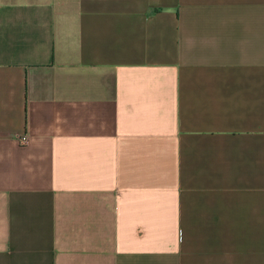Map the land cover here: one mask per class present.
Listing matches in <instances>:
<instances>
[{
    "label": "crops",
    "instance_id": "0c3cea01",
    "mask_svg": "<svg viewBox=\"0 0 264 264\" xmlns=\"http://www.w3.org/2000/svg\"><path fill=\"white\" fill-rule=\"evenodd\" d=\"M0 264H264V0H0Z\"/></svg>",
    "mask_w": 264,
    "mask_h": 264
},
{
    "label": "built area",
    "instance_id": "2783aa9c",
    "mask_svg": "<svg viewBox=\"0 0 264 264\" xmlns=\"http://www.w3.org/2000/svg\"><path fill=\"white\" fill-rule=\"evenodd\" d=\"M21 144H27L28 143V137L24 135L23 137L20 138Z\"/></svg>",
    "mask_w": 264,
    "mask_h": 264
}]
</instances>
